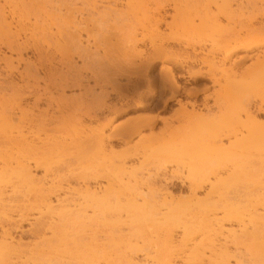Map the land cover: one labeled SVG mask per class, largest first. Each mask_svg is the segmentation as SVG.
Instances as JSON below:
<instances>
[{
    "label": "bare ground",
    "instance_id": "obj_1",
    "mask_svg": "<svg viewBox=\"0 0 264 264\" xmlns=\"http://www.w3.org/2000/svg\"><path fill=\"white\" fill-rule=\"evenodd\" d=\"M0 2L3 3L0 6V47H5L4 51L0 48V62L10 73L9 62L14 55L21 56L20 48H24L29 42H33L34 45L38 42L45 44L46 37L51 35L49 39L51 37L53 39L58 35L53 36L51 33L54 26L53 19L47 16V13L37 16L40 19L30 23L22 19L16 0H0ZM152 2H156V9L153 8V11L150 7ZM102 5L110 11L120 10L127 21L134 23L126 44L129 43L132 49L138 43L147 44L148 51L144 53L145 55L141 52L146 67H151L154 61L167 64L178 62L179 68L184 70L188 79L207 78L215 82L203 72L189 71L186 59H189L190 53L188 54L186 50L193 48L188 40H184L188 31L194 32L193 34L198 37L201 35L204 37L209 29L219 26L222 20L229 24L234 14L231 0H113V2L106 1ZM164 7L171 11L169 20L161 14ZM65 11L70 13L65 21L70 37L80 43L81 33L84 32L87 46L91 44L90 46L96 48L95 41H90L91 29L88 27L85 30L77 29L73 21L75 18L72 17L76 11L71 12L69 7L68 9L66 7ZM161 26H164V30L168 33L161 31ZM231 34L234 36V33ZM228 40L223 42L224 48L221 53L223 60L228 59L238 50L254 53L252 57L260 55L264 59V33L254 39L233 37L232 40ZM116 43L119 44L118 39ZM170 44L183 45V49L177 53ZM115 48L119 49L120 46ZM131 48L126 50L130 55L134 52ZM256 50L259 52L256 53ZM126 52L122 53L127 54ZM192 53L194 56L203 54L195 50ZM249 55L246 54L244 58ZM181 57L186 59L183 60ZM161 71L169 80V85L167 84L169 96L166 101L174 99L178 105H183L184 103L180 104L182 102L176 98L181 91H185L186 96L190 98L195 95L177 83L171 66ZM258 75L264 80V69ZM19 76L20 80L24 79L23 75ZM11 84L17 87L16 83L11 82ZM250 87L251 85H248L242 93L247 92ZM186 104L193 112L195 101H187ZM19 105L17 104V109H20ZM136 106L140 107L142 103L138 102ZM202 107L208 109L205 104ZM183 109L185 110L184 107ZM240 111L249 116L252 114L248 107H240ZM192 112L189 114L199 119L203 118L202 114L196 115ZM255 112L264 115V109L260 106ZM6 114L5 111L0 110V135H3L0 138L8 142L3 139L4 143L1 142L0 145V264H49L59 257L62 259L65 254L62 253L64 247L70 244L73 257L71 258L70 254L68 256L70 261L75 260L74 264L76 261L77 264H140L137 262V258L140 257L144 259L143 264H245L244 260H241L242 256L239 253L235 254L239 250H244L248 256L247 264H264V181L260 178L264 172V128L251 123L245 134L235 140L234 152L227 157L222 156L221 144L223 140L230 138V134L224 131L221 125L207 122L204 139L186 140L188 144L185 143L187 147L186 150L183 149L186 153L180 152V154L189 156L193 162H190L191 167L188 171L187 181L190 183L188 196L182 199L175 197L168 190V179H163L166 188L157 187L159 181L151 172L146 176L143 174L142 177L133 174L125 176L126 164L135 155H122L117 159L118 164H115V161L108 156L107 159L104 155L106 153L103 152V138L96 141L93 158L87 153L88 156L90 155L87 158H91V161L85 159L86 157L84 159L88 161V167H92L95 159L104 162L103 164L100 162V168L103 167L102 172L100 171L99 176L96 177L105 181L106 185L95 181L93 186L82 180L77 188H72L70 184L63 186L58 182L60 176L51 171L49 158L46 157L48 152L46 141L37 134L31 139L27 137L29 130L25 134L21 127H12L14 119ZM156 120V117H149L122 129H113L111 133L126 142L128 138L142 133L143 128H152ZM3 144L5 145L2 146ZM174 144L173 141H169L160 146L155 151L154 157L169 159L177 155L179 152ZM235 154L238 155V159L241 158V161L245 154L247 156L252 154L254 160L256 157L262 168V172H259V169L255 170L256 177L262 180L260 182L259 178L255 179L258 180V184L260 182L259 186L255 181L253 182L256 185L252 183V186L233 184V181H242L244 178L243 174L238 176L237 171L230 175L232 179L229 178L228 183L226 181V183L220 181V184L219 181L212 183L211 178L215 179L218 171L199 167L200 164H207L210 159L219 162L233 161L230 157ZM105 163H108V167ZM39 171H41L40 176L37 174ZM258 172L261 175L258 176ZM22 223L29 224L34 235L32 242L27 244L22 243L21 239H16L12 233V230L19 229ZM70 227L72 231L76 229V232L72 233L74 240L70 235L68 237L71 233ZM77 228L81 232L86 228L85 235L78 234L81 237L88 235V242H85V237L83 239L78 236V240L77 234L76 237L74 236L78 232ZM96 228H100L101 231ZM103 229L104 233L111 230L110 233H106L109 234L108 236H104L105 240L107 237L110 240L107 246L113 243V246L120 247L124 252L122 263L114 261V252L110 253L108 247L106 248V245L104 246V243L102 244L98 239L100 236L97 233L104 234ZM117 230L121 236L117 237ZM114 231L116 238L112 233ZM144 245L148 246V250L143 249ZM67 248L69 247H66L69 251L70 248ZM73 249H76V254ZM106 250L108 253L105 252ZM58 255L59 257L56 258Z\"/></svg>",
    "mask_w": 264,
    "mask_h": 264
},
{
    "label": "rangeland",
    "instance_id": "obj_2",
    "mask_svg": "<svg viewBox=\"0 0 264 264\" xmlns=\"http://www.w3.org/2000/svg\"><path fill=\"white\" fill-rule=\"evenodd\" d=\"M94 1L16 0L19 14L23 20L33 23L35 19H40L37 16L47 13L46 15L53 19L52 25L54 26H52L51 33L53 36L55 34L58 36L53 39L52 37L49 39L51 35L46 37L45 44L38 42L34 45L33 42H29L27 46L20 48L21 56L14 55L9 62L10 73L0 62V110L2 109L7 113V116L14 119L12 127H21L25 134L29 132L27 137L31 138L37 134L46 141L48 148H46L48 151L46 157L49 158L51 171L60 176L58 182L63 186L70 184L72 188H77L82 180L93 186L95 181L106 185L105 181L96 177L99 176L103 168H100V162L101 164L104 162L95 159L92 167H88V161L85 160L91 161V158L88 159L90 155L88 156L87 153L91 154L90 157L93 156L92 154L95 155L96 141L103 138V152L106 153L104 155L115 161V164H118L117 159L122 155H135L126 164L125 176L133 174L142 177L143 174L146 176L148 172H151L155 175L154 178L159 181L157 187L166 188L164 180L168 179V190L175 197L185 199L190 186L187 181L188 171L191 167L190 162H193L189 156L180 154V152L184 154L183 149L186 150L185 143L188 144L186 140L189 141L190 138L204 139V130L208 127L206 126L207 122L212 125H221L224 127V131H228L230 134V138L226 141L223 140L221 144L222 156L227 157L234 152L235 140L245 134L251 123L264 128V115L255 112L259 106L264 109V80L258 75L264 69V59L260 55L252 57L254 53H247L244 50L236 51L226 60H223L221 54L224 48L223 42L228 39L261 37L264 33V0H231L234 14L229 24L222 20L219 26L209 29L204 37L202 35L198 37L194 35V32L188 31L186 39H181L188 40L193 48L186 50L188 54L190 53L189 59L181 57L183 60H187L189 71L203 72L205 76L211 77L216 83L207 78L188 79L184 70L179 68L178 62L167 64L154 61L151 67H146L143 58L144 53L148 51L147 44L138 43L133 49L129 43L126 44L134 23L127 21L126 16L121 14L120 10L110 11L102 5L106 1L113 2V0ZM2 4L0 2V6ZM93 5L96 8H93ZM66 7L67 9L69 7L71 12L76 11L72 17L75 18L73 21L78 30H85L87 27L91 29L90 34L93 39L90 38V41L94 40L97 47L99 46L98 48L90 46L91 44L87 46L84 32L81 33L80 43L70 37L69 28L67 29L68 26L65 24L70 15V13H66ZM150 7L152 11L153 8L155 10L156 2H152ZM163 9L161 14L165 16L166 20H169L170 9L167 7ZM163 27L161 26V31L164 30ZM231 33H234V36H231ZM116 37L119 44L116 43ZM56 39L59 41L57 42ZM182 44L185 45V43ZM115 46H120V48L116 49ZM170 46L177 53L183 49V45L170 44ZM61 47L64 48L61 49ZM0 48L5 50L3 46ZM128 48H131L135 53L133 51L131 52L134 54L127 53ZM191 50H195L197 53L201 51L203 54L194 56ZM123 51L128 55L123 54ZM246 54H250L251 57L244 58ZM190 60L192 61L190 62ZM165 66L166 68L171 66L179 85L183 86L186 91L195 93L190 98L186 96L185 91H181L176 98L180 99L182 102L180 104L184 103L183 105H178L174 99L166 101L169 96L167 87L169 80L167 75L161 71L166 69ZM19 75H23L24 79L20 80ZM11 82L16 83L17 87H13ZM253 83L255 85L252 86ZM248 85H251L250 89L242 93ZM187 101H195L196 106L193 108V112L196 115L202 114L203 118L199 119L195 115L189 114L192 112V108L185 105ZM138 102H141L142 106L137 107ZM16 103L20 104V109H17ZM204 104L208 109L202 107ZM240 107L250 108L251 116L241 112ZM149 117L157 118L152 128H143L142 133H139L141 135L132 136L126 142L111 133L113 129H122ZM3 139L0 138V145ZM4 141L6 140L4 139ZM169 141L175 143L179 153L169 159L154 157L157 148ZM236 155H233V158L230 157L233 159L230 162L210 159L207 164H200L199 167L218 171L217 177L211 178L212 183H218V181L219 184L223 181L226 183L229 178L232 179L230 175L237 171L238 176L243 174L244 178L242 181H233V184L248 186L251 184L252 186L253 183L256 185L253 181L259 177H256L255 170L259 169L258 171L262 172L256 157L254 160L252 154L251 157L247 154L244 155L245 157L241 155L243 157L241 161V158L238 159L239 157ZM105 164L108 167V163ZM259 172L258 176L261 175ZM263 173L260 178L264 181ZM37 174L40 176L41 171ZM95 178L96 180H94ZM260 178L258 180L261 182ZM258 180L255 181L257 184ZM5 191L7 190L5 189ZM30 228L29 224L22 223L19 229L12 228L13 236L16 239H21L24 244L30 243L34 236ZM100 228L102 229V227ZM75 230H71L68 237H72ZM77 230L78 232L74 236L77 234V237L75 236L77 239L85 237L86 242L88 235L81 237L87 233L86 228H84V232L78 228ZM124 230L123 232H125ZM68 231L67 233H69ZM102 231L104 233V229ZM107 231L102 235L101 232H99L100 235L97 233L100 236L98 239L102 244L104 243V246L106 245V248L110 240L108 237L105 240L104 236H108L109 234L106 233H110L111 230ZM115 231L112 232L113 236H115ZM123 232L121 231V234ZM118 233L117 237L120 235ZM68 240L67 242L70 244L72 239L70 242ZM98 244L100 245L99 242ZM70 246L71 244L64 247L62 253L65 254L62 259L59 257V253L56 258L60 259L55 258L56 260H52L50 263L72 264L75 260L70 261L72 250ZM66 247L70 248H67L69 251L66 250ZM117 247L110 243L107 250L110 253L114 252V261L122 263L124 252L120 247ZM144 247V250H148V246L144 245ZM75 251L76 249L74 250L76 254L77 251ZM237 253L242 256L241 260H244L245 264L249 262L244 250L235 252V254ZM137 262L143 264L144 259L137 258Z\"/></svg>",
    "mask_w": 264,
    "mask_h": 264
}]
</instances>
